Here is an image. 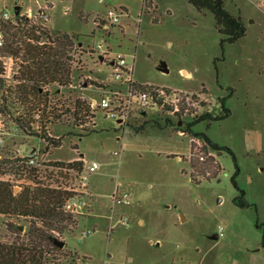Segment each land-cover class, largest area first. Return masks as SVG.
Listing matches in <instances>:
<instances>
[{
	"label": "rangeland",
	"instance_id": "374dc122",
	"mask_svg": "<svg viewBox=\"0 0 264 264\" xmlns=\"http://www.w3.org/2000/svg\"><path fill=\"white\" fill-rule=\"evenodd\" d=\"M13 1L8 0L12 8ZM225 1L247 29L235 44L224 43L211 12H199L186 0H49L48 36L75 34L74 44L83 45L84 52L105 39L126 56L136 81L187 93L190 111L170 116L167 106L153 108L133 115L124 129L96 110V125L84 131L66 112L77 98L99 99L100 91L83 88L84 82H90L91 74L106 80L111 71L83 55L84 67L74 70V83L82 86L65 88L58 96L62 118L49 126L63 144L48 158L65 163L84 159L100 168L89 178L93 196L85 201L92 203L91 210L76 215L73 233L61 235L66 248L56 254L55 264H78V258L93 264H264V0ZM115 8L128 13L121 19L125 30L105 35L94 19ZM31 96L37 104L38 96ZM3 98L7 94L0 91V106ZM222 100L231 115L195 123L192 130L229 147L236 160L227 152H213L187 129L204 111L220 114ZM5 113L0 122L10 132L14 117ZM11 136H4L3 160L17 149L27 153L45 147L37 136ZM234 183L253 207L234 203L241 195ZM117 190L132 195V205L121 209L130 221L109 234L111 195ZM10 223L27 226L0 216V241L15 238ZM88 229L95 234L84 235Z\"/></svg>",
	"mask_w": 264,
	"mask_h": 264
},
{
	"label": "built area",
	"instance_id": "2783aa9c",
	"mask_svg": "<svg viewBox=\"0 0 264 264\" xmlns=\"http://www.w3.org/2000/svg\"><path fill=\"white\" fill-rule=\"evenodd\" d=\"M44 1L46 4H42ZM103 1V0H101ZM49 0H30L26 3L23 0H14L12 6L8 4V0H0V91L7 94L6 100H2L0 106V115L14 117L12 119V128L10 132H5V124L0 122V160L3 159L1 146L4 143V136L12 135L11 137H18L23 133L26 137H30L22 126L28 128L31 126V130L38 134L41 140L44 141L45 147L42 149H34L31 152L23 153L20 149L13 151L12 158H21L25 160V166L31 171H34L33 181L43 183L47 181L46 173L50 174V181L54 188L65 190L71 193V196L67 199L64 209L72 212L75 216L84 214L89 203L86 202V198L93 196L90 192L88 184L90 176L97 172L100 168L98 162H85L84 159H78L74 161H80L83 163L81 170H76L70 166L57 167L60 160H51L48 158L49 154H52L57 144L61 142L63 144V137L55 135L50 132V124H53L54 120H58L59 123L62 117L61 103L58 96H62V90L67 88V91L75 90L82 86L81 84H75V69L78 71L83 68L82 59L86 54L91 59L96 58L97 63L101 69L105 66L109 67L111 76L106 80L93 79V75L88 76L89 83L84 82V87L88 85V88H93L100 91L99 99L90 97L87 100L82 98L87 103L90 109V115L86 116V123H75L80 128H89V126L96 125L95 112L101 110L104 116L108 119L115 121L120 127H128L129 122L133 118V115H145L148 110L153 108H165L167 106L170 116H175L177 112H189L188 94H180L176 90L166 91L164 88L154 87L151 84L140 83L134 78V69L129 65L125 55L117 53L111 49L105 39H102L97 48H87V52H84L83 45L76 46L74 44L69 48L68 56L70 57L71 67V80L65 86L60 85L58 82L45 83L38 81L36 86L39 91V100L37 104H34L33 97L31 95H25V89L31 91V84L24 77L30 69V62L23 58L22 54L7 53L4 49L7 47L8 27L12 25H18L21 19L27 20L29 23H34L43 27V31L49 29L50 17V5ZM53 5V4H52ZM19 11L16 14V11ZM127 12L123 9H110L106 15H97L94 19V23L98 29L103 30L105 35H110L113 29L118 28L125 30L122 25L121 19L127 16ZM122 26V27H121ZM45 29V30H44ZM127 29V26H126ZM50 30V29H49ZM44 38L38 41V44L44 45L47 40ZM29 72V71H28ZM112 84V85H111ZM59 101H58V100ZM74 109L71 108L70 114L76 112V101ZM1 110H5L2 112ZM9 110V111H8ZM33 110V115L32 114ZM15 113V114H14ZM74 116V115H73ZM34 118V121L30 119ZM2 127V128H1ZM182 134L184 132L181 131ZM44 136V137H41ZM194 141V140H193ZM60 147V146H59ZM121 153L115 152V156H120ZM74 161L65 163L71 164ZM64 172V176L60 175V171ZM28 175L25 174V178ZM23 180L18 181L14 185V190L18 193L22 189ZM19 189V191H17ZM111 209L108 217L110 226L108 233L110 234L117 226H126L129 224L130 219L121 212L122 208L132 205V195L128 192L120 193L118 190L111 196ZM219 236H222V230L220 229ZM86 236L95 234L94 229H88L83 231ZM78 264H93L88 260L79 259Z\"/></svg>",
	"mask_w": 264,
	"mask_h": 264
},
{
	"label": "trees",
	"instance_id": "16d2710c",
	"mask_svg": "<svg viewBox=\"0 0 264 264\" xmlns=\"http://www.w3.org/2000/svg\"><path fill=\"white\" fill-rule=\"evenodd\" d=\"M186 1L199 12L209 11L214 15L216 28L224 36V43L235 44L245 37L247 29L242 17L230 12L226 8L225 0ZM60 35L52 39L48 36L47 30L43 31L42 26L30 24L25 19H21L18 25L8 27L7 47L4 52L22 54L23 58L30 62L29 72L24 73L26 76L24 78L31 84V91L25 89L26 96L32 94L39 96L40 93L36 87L38 81L58 82L65 86L71 80L72 71L68 48L74 45V39L77 37L74 36L75 34L73 36L66 33ZM42 38L48 40L40 46L38 41ZM164 89L170 91L168 88ZM222 109L223 111L218 115L204 111L203 114L195 116L194 123L189 124L187 129L190 134L202 139L207 148L213 152L220 154L227 152L236 160L234 152L229 147L213 142L206 133L192 130L195 123L222 121L231 115V111L226 107L224 100H222ZM66 113L69 114L70 111ZM66 113L64 114L66 115ZM182 113L184 112H177L176 115H182ZM73 115L76 124L86 123V116L90 115V109L84 100L78 99L76 101V112ZM168 122L171 123V120L169 119ZM22 128L28 135L38 136L31 130V126L28 128L22 126ZM137 129L143 132L145 126L140 125ZM89 130L84 131L89 132ZM61 145L60 142L56 147ZM191 145L192 159L195 150L193 140ZM24 162L25 160L21 158L12 157L7 160H0V216L10 220L23 221L27 224L26 228L15 223L9 224L10 231L15 235V238L9 241H0V264H55L56 254H63L66 248V246L64 248L57 246L56 241H61L59 238L63 234L73 233V228L77 224L76 216L64 209L71 193L64 188H54L48 172L46 173L47 181L43 183L32 182L34 171L27 168ZM57 165V167L70 166L76 170H81L83 163L74 161L68 165L63 162ZM59 171L60 175L64 176V172ZM25 174L28 175L26 178ZM216 174L217 172L215 176ZM21 180H23L22 189L16 193L14 185ZM234 184L241 192L234 203L241 208L253 207L254 205L246 200L245 192L238 187L237 183ZM21 227L24 230H21Z\"/></svg>",
	"mask_w": 264,
	"mask_h": 264
},
{
	"label": "water",
	"instance_id": "95a60500",
	"mask_svg": "<svg viewBox=\"0 0 264 264\" xmlns=\"http://www.w3.org/2000/svg\"><path fill=\"white\" fill-rule=\"evenodd\" d=\"M18 13H19V11L17 9L16 14H18ZM21 230H24V228L21 227ZM56 245L59 246L60 248H64L66 246V243L64 241H56Z\"/></svg>",
	"mask_w": 264,
	"mask_h": 264
},
{
	"label": "crops",
	"instance_id": "0c3cea01",
	"mask_svg": "<svg viewBox=\"0 0 264 264\" xmlns=\"http://www.w3.org/2000/svg\"><path fill=\"white\" fill-rule=\"evenodd\" d=\"M128 14V13H127ZM184 72H187V71H183V73ZM188 73V72H187ZM74 161V160H73ZM113 194V193H112ZM112 196V195H111ZM111 205H112V203H111ZM91 207H92V203H89V206L86 208V210H88V209H90L91 210ZM110 209H111V206H110ZM215 238L216 239H218V236L217 235H215Z\"/></svg>",
	"mask_w": 264,
	"mask_h": 264
}]
</instances>
